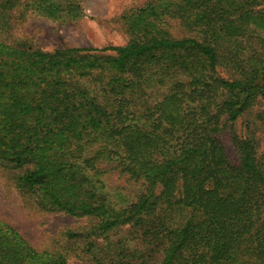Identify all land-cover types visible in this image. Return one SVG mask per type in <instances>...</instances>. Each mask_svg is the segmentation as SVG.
Listing matches in <instances>:
<instances>
[{"label": "trees", "instance_id": "1", "mask_svg": "<svg viewBox=\"0 0 264 264\" xmlns=\"http://www.w3.org/2000/svg\"><path fill=\"white\" fill-rule=\"evenodd\" d=\"M18 3H0V166L24 200L88 219L65 236L97 264H264L259 142L233 131L234 165L217 136L264 101V0H145L127 44L53 52L12 37ZM113 173L142 192L116 196ZM0 264L69 263L0 218Z\"/></svg>", "mask_w": 264, "mask_h": 264}, {"label": "rangeland", "instance_id": "2", "mask_svg": "<svg viewBox=\"0 0 264 264\" xmlns=\"http://www.w3.org/2000/svg\"><path fill=\"white\" fill-rule=\"evenodd\" d=\"M2 0H0L1 3ZM145 0H19L12 16V37L43 51L73 47L104 48L127 44L129 35L121 16L144 6ZM176 38L190 37L178 21L170 29ZM227 76V74H225ZM264 101L254 106L234 124L227 125L217 136L225 146L232 164H239V154L233 141V131L240 136L251 134L259 142V156L264 161ZM248 122L253 123L250 129ZM108 183L118 188L128 200L135 199L143 186L128 181L125 176L113 173ZM191 211L167 212V218L175 225L184 223ZM0 218L13 225L37 249L62 252L69 264H97L88 252L85 242L73 241L65 236L67 230H81L89 220L65 213L44 212L32 202L24 200L10 179L9 173L0 166ZM124 238L131 247L139 246L140 234L124 228L116 239ZM98 242L104 244L103 238Z\"/></svg>", "mask_w": 264, "mask_h": 264}]
</instances>
